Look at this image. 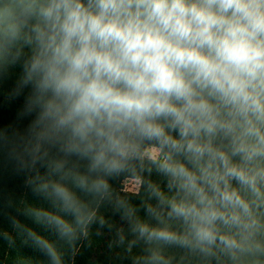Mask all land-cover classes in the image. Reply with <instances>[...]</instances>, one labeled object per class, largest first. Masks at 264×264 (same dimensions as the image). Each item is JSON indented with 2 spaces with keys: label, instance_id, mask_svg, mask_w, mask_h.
Returning <instances> with one entry per match:
<instances>
[{
  "label": "clouds",
  "instance_id": "9594fccd",
  "mask_svg": "<svg viewBox=\"0 0 264 264\" xmlns=\"http://www.w3.org/2000/svg\"><path fill=\"white\" fill-rule=\"evenodd\" d=\"M25 48L36 191L55 209L37 221L71 242L112 178L147 169L163 181L146 218L127 210L136 264H264V0H0V66Z\"/></svg>",
  "mask_w": 264,
  "mask_h": 264
},
{
  "label": "trees",
  "instance_id": "16d2710c",
  "mask_svg": "<svg viewBox=\"0 0 264 264\" xmlns=\"http://www.w3.org/2000/svg\"><path fill=\"white\" fill-rule=\"evenodd\" d=\"M26 53L25 48L14 63L0 66V264H52L29 231L54 242L62 264H136L142 245L132 232L133 217L127 210L146 218L147 184L163 181L155 171L126 172L112 178L110 197L98 204L96 219L71 242L36 220L35 209H55L36 191L37 176L45 174L46 165L33 160V118L26 113L27 90L21 91L20 86ZM54 158H58L55 148L42 156V160ZM69 166L77 162L73 159ZM130 178L142 181L136 193L124 188Z\"/></svg>",
  "mask_w": 264,
  "mask_h": 264
},
{
  "label": "rangeland",
  "instance_id": "374dc122",
  "mask_svg": "<svg viewBox=\"0 0 264 264\" xmlns=\"http://www.w3.org/2000/svg\"><path fill=\"white\" fill-rule=\"evenodd\" d=\"M142 181L138 178H130L124 181V188L126 191L136 193L141 187Z\"/></svg>",
  "mask_w": 264,
  "mask_h": 264
}]
</instances>
